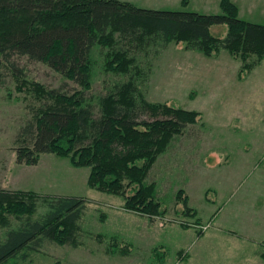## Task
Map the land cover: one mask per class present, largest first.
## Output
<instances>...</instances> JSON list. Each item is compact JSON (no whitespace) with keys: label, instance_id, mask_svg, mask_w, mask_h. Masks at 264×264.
Segmentation results:
<instances>
[{"label":"rangeland","instance_id":"rangeland-1","mask_svg":"<svg viewBox=\"0 0 264 264\" xmlns=\"http://www.w3.org/2000/svg\"><path fill=\"white\" fill-rule=\"evenodd\" d=\"M134 1L155 9L221 11L220 0ZM231 1L239 18L264 24V0ZM209 29L222 37L227 28L213 24ZM94 49L85 95L96 110L97 96L127 75L106 71L102 49ZM134 50L136 86L147 100L199 114L170 140L148 171L145 180L154 182L162 210L156 215L126 209L121 196L88 187L89 168L73 166L67 157L44 153L35 165L16 163L15 148L29 136L18 134L38 106L32 93L23 86L18 89L16 75L67 93L79 87L26 56H13L12 66L1 61L0 187L86 199L77 245L43 239L38 250L16 264H231L237 262L234 247L245 264H264V59L238 78L240 61L223 49L205 56L184 49L182 42H170ZM130 192L127 188L126 194ZM43 210L39 205L35 214ZM9 218L12 226L19 223ZM226 234L249 241L242 238L226 247Z\"/></svg>","mask_w":264,"mask_h":264},{"label":"trees","instance_id":"trees-1","mask_svg":"<svg viewBox=\"0 0 264 264\" xmlns=\"http://www.w3.org/2000/svg\"><path fill=\"white\" fill-rule=\"evenodd\" d=\"M219 7V13H197L127 0H0V63L12 66L13 56H26L79 87L67 93L16 75L18 89L32 93L38 106L20 129L18 135L29 136L15 148V162L35 165L44 153L67 157L73 166L89 168L88 187L121 196L124 208L147 215L162 212L154 182L145 180L148 171L199 114L147 100L136 86L134 49L170 42L205 56L223 49L240 61L237 77L243 78L264 58V24L239 18L231 0H220ZM213 24L226 25L224 36L211 34ZM95 47L102 49L106 71L127 75L97 96L96 110L85 95ZM85 202L81 196L0 187V264L27 259L43 239L77 245ZM39 205L44 210L35 214ZM10 216L19 223L12 226Z\"/></svg>","mask_w":264,"mask_h":264},{"label":"crops","instance_id":"crops-1","mask_svg":"<svg viewBox=\"0 0 264 264\" xmlns=\"http://www.w3.org/2000/svg\"><path fill=\"white\" fill-rule=\"evenodd\" d=\"M127 1H130V2H132V3H135V1L134 0H127ZM136 5V4H135ZM264 59V58H263ZM262 61V60H261ZM260 61V62H261ZM260 64V63H259ZM258 64V65H259ZM257 66V65H256ZM255 66V67H256ZM253 70V69H252ZM251 70V71H252ZM218 227H215L214 228V231H217L216 229H217ZM234 234V233H233ZM233 234H231L230 236H228V234H226V236L227 237H223L222 238V242H224L225 244H224V246H226L227 247V244L228 243H230V245L231 244H233L234 245V243H239L240 242V240H242V238H243V240L244 241H249L248 239H246L245 237H241V236H236V235H233ZM237 246V245H236ZM234 247V246H233ZM230 250H231V248H229ZM238 250L239 249H237L236 247H234V250H231V253H236L237 254V262L235 263V264H245L246 262H242V261H240V260H244V257H243V255H241V253H239L238 252ZM231 253H228V254H231ZM227 258H230V257H227ZM231 259V258H230ZM251 259V258H250ZM234 263H231V264H234ZM214 264H217V263H214ZM225 264H227V263H225Z\"/></svg>","mask_w":264,"mask_h":264}]
</instances>
